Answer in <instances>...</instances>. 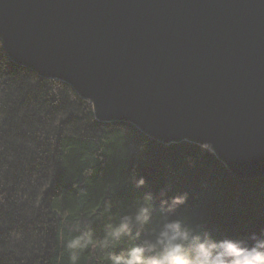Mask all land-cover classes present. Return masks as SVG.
<instances>
[{
    "label": "water",
    "instance_id": "95a60500",
    "mask_svg": "<svg viewBox=\"0 0 264 264\" xmlns=\"http://www.w3.org/2000/svg\"><path fill=\"white\" fill-rule=\"evenodd\" d=\"M0 41L97 120L264 178V0H0Z\"/></svg>",
    "mask_w": 264,
    "mask_h": 264
},
{
    "label": "trees",
    "instance_id": "16d2710c",
    "mask_svg": "<svg viewBox=\"0 0 264 264\" xmlns=\"http://www.w3.org/2000/svg\"><path fill=\"white\" fill-rule=\"evenodd\" d=\"M146 194L156 216L162 201L186 194L168 215L220 237L264 229V178H236L194 143L164 145L97 120L73 87L19 66L0 41V264H68L61 241L77 234L70 228L90 225L102 237ZM80 264L106 262L90 248Z\"/></svg>",
    "mask_w": 264,
    "mask_h": 264
},
{
    "label": "clouds",
    "instance_id": "9594fccd",
    "mask_svg": "<svg viewBox=\"0 0 264 264\" xmlns=\"http://www.w3.org/2000/svg\"><path fill=\"white\" fill-rule=\"evenodd\" d=\"M133 182L145 185L142 178ZM186 201V194L162 201L163 214L156 216L153 197L146 194L131 212L110 218L102 237L90 225H75L69 231L77 234L61 241L68 264H80L90 248L98 249L106 264H264V229L243 238L220 237L202 224L168 215Z\"/></svg>",
    "mask_w": 264,
    "mask_h": 264
},
{
    "label": "bare ground",
    "instance_id": "6f19581e",
    "mask_svg": "<svg viewBox=\"0 0 264 264\" xmlns=\"http://www.w3.org/2000/svg\"><path fill=\"white\" fill-rule=\"evenodd\" d=\"M119 122H122V121H119ZM119 122H114V123H119ZM122 123H126V122H122ZM129 125H133L132 123H127ZM134 126V125H133ZM135 127V126H134ZM136 128V127H135ZM137 129V128H136ZM141 132V131H140ZM245 180V179H244Z\"/></svg>",
    "mask_w": 264,
    "mask_h": 264
}]
</instances>
